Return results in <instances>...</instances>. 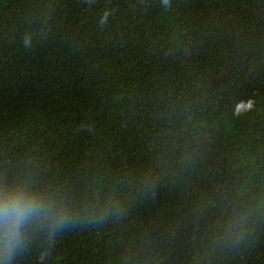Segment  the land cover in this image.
Returning <instances> with one entry per match:
<instances>
[{
  "label": "trees",
  "instance_id": "1",
  "mask_svg": "<svg viewBox=\"0 0 264 264\" xmlns=\"http://www.w3.org/2000/svg\"><path fill=\"white\" fill-rule=\"evenodd\" d=\"M24 180L68 214L12 264H264V0H0Z\"/></svg>",
  "mask_w": 264,
  "mask_h": 264
},
{
  "label": "clouds",
  "instance_id": "2",
  "mask_svg": "<svg viewBox=\"0 0 264 264\" xmlns=\"http://www.w3.org/2000/svg\"><path fill=\"white\" fill-rule=\"evenodd\" d=\"M167 9L171 0H160ZM106 20H102L104 23ZM26 46L28 40H25ZM68 209L54 193L38 189L31 181L0 183V264H12L29 238V228L36 223L52 227L67 219Z\"/></svg>",
  "mask_w": 264,
  "mask_h": 264
}]
</instances>
